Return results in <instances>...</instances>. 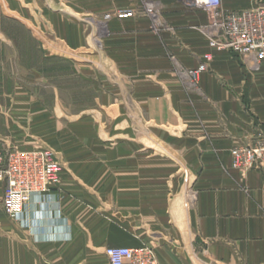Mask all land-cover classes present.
<instances>
[{"label": "crops", "instance_id": "0c3cea01", "mask_svg": "<svg viewBox=\"0 0 264 264\" xmlns=\"http://www.w3.org/2000/svg\"><path fill=\"white\" fill-rule=\"evenodd\" d=\"M257 1L220 3L239 11ZM5 10L24 17L52 58L89 56L98 23L106 30L97 56L114 62L98 69L109 91L97 100V127L76 118L81 145H69V122L50 133L59 187L32 199L16 227L0 212V264H108V248L150 249L152 264H264V171L242 174L230 156L264 137V65L247 70L211 50L206 13L180 0H0ZM119 11L133 16L104 21ZM206 54L193 86L179 79L171 58L193 69ZM30 129H8L3 144L31 149L38 134ZM73 149L79 164L69 163ZM3 191L0 182L1 209Z\"/></svg>", "mask_w": 264, "mask_h": 264}, {"label": "rangeland", "instance_id": "374dc122", "mask_svg": "<svg viewBox=\"0 0 264 264\" xmlns=\"http://www.w3.org/2000/svg\"><path fill=\"white\" fill-rule=\"evenodd\" d=\"M115 15L116 12L104 15V21L116 18ZM23 19L24 17L18 16L17 11L0 12V142L4 143L3 139L7 138L9 130L18 134L31 128L32 132L38 134V138L29 150L48 152L58 162L62 172V163L50 133H64L65 125L69 122V135L74 137L69 138V145L78 147L82 143L78 136L82 134V127L76 118L89 117L97 127L96 119L101 113L97 100L103 91H109L100 84L98 74L101 73L98 69L105 67V70L110 72L109 65L113 64L114 59L97 56L103 45L100 36H103L106 30L98 23L89 27L92 36L88 42V52L85 54L91 56H75L68 59L49 56L47 43L37 41L33 31L23 23ZM128 60L126 59V62ZM170 60L176 75L183 79L178 75L176 59ZM79 65L91 69L87 80L82 79L73 70V67L77 68ZM54 101L63 104L53 105ZM51 120L53 124H50ZM73 152L74 154H69L72 157L71 160L69 158V163L79 164L82 155L79 150L73 149ZM59 185L60 181L56 188ZM1 210L0 208L1 215L11 227L20 225L19 222L11 221ZM141 249L151 253L153 263V252L147 248L136 250ZM102 252L98 250V255H102Z\"/></svg>", "mask_w": 264, "mask_h": 264}, {"label": "built area", "instance_id": "2783aa9c", "mask_svg": "<svg viewBox=\"0 0 264 264\" xmlns=\"http://www.w3.org/2000/svg\"><path fill=\"white\" fill-rule=\"evenodd\" d=\"M190 8L206 13L207 23L202 31L208 47L227 52L238 59L247 70L264 65V2L257 1L246 10L227 11L220 0H180ZM117 19L133 16L131 11L116 12ZM196 68L178 65V75L190 85L207 69L211 55ZM232 168L245 174L252 170L264 171V137L253 144L235 147L230 152ZM61 167L46 151L20 150L0 142V182L4 183L2 210L14 222H22L24 209L32 199L56 188ZM109 264H151V253L146 249L108 248L104 252Z\"/></svg>", "mask_w": 264, "mask_h": 264}]
</instances>
